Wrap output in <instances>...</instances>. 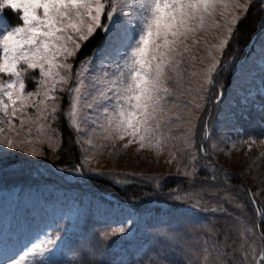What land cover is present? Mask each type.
I'll return each mask as SVG.
<instances>
[{"label":"snow or ice","instance_id":"snow-or-ice-1","mask_svg":"<svg viewBox=\"0 0 264 264\" xmlns=\"http://www.w3.org/2000/svg\"><path fill=\"white\" fill-rule=\"evenodd\" d=\"M256 3L264 5V0ZM252 4L253 0L243 4L239 0H0V176L15 174L18 162L35 163L20 157L14 162L10 150H27L28 156L36 157L44 155L45 144L53 152L63 147L59 130L53 127L61 111L59 91L67 93L64 116L82 157L69 176L87 182L106 175L85 167L91 162L89 154L94 158L104 147L97 148L96 140L110 142L114 151L109 155L119 154L118 142H124V150L136 144L139 150L152 149L159 155L175 141L167 162L177 161V171L192 190L184 197L176 195L166 213L178 227L154 232L149 246L136 255L129 251L136 246L137 221L132 217L102 232L101 244L94 231L73 224L67 215L57 219L54 229L36 231L27 221L0 216V264H68L66 252L76 254L74 264H264V211L251 196L257 219L244 222L220 204L229 200L241 207L226 187L231 175L213 163L220 144L235 147L238 140L264 144V59L259 85L241 76L235 52L232 62L222 59L238 35L239 22L246 18L237 13H247ZM6 10L18 15L21 24L12 25ZM220 28L217 42L206 45L207 55L200 60L207 59V65L185 74L188 62L197 61L192 53L201 43L198 34ZM98 30L103 33L101 44L73 74L70 61ZM29 70H38L34 91L26 90ZM241 121H250V126L244 128ZM201 172L205 177L197 185ZM243 191V186L236 190ZM192 211L227 218L222 225L215 215L192 221L188 219ZM233 233H239V239Z\"/></svg>","mask_w":264,"mask_h":264},{"label":"rangeland","instance_id":"rangeland-1","mask_svg":"<svg viewBox=\"0 0 264 264\" xmlns=\"http://www.w3.org/2000/svg\"><path fill=\"white\" fill-rule=\"evenodd\" d=\"M239 2L243 4L245 0H239ZM261 6L264 10V5ZM8 11L10 12V10H6L5 14ZM237 14L244 15L242 12H238ZM12 15L13 23H10L14 26L21 24L18 15ZM217 19L218 23L223 24V20ZM222 32L223 29L220 28L214 29L211 33L201 32L198 34L201 43L192 53L196 56L197 61L195 64L188 62V66L185 68V74L191 71L202 70L207 65V59H204L203 63L200 62L201 58L207 55L206 45L210 46L215 44L217 42L216 37L221 35ZM262 43H264V30L261 32L260 38L254 43L252 49L250 51L248 50L242 58H237L242 65L240 69L241 76L246 80L254 79L257 85H259V69L262 59H264V57L261 56ZM227 50L228 51L225 50L222 59H228L232 62V57H227L230 53V46ZM70 62L73 63L74 74L79 64L77 66L74 65V60ZM34 78L37 80L39 79L38 70H29L26 78L27 91H34L38 87V84L34 82ZM196 79L197 78H193V83L196 82ZM189 86L188 83L185 84V87ZM56 95L60 98L57 101L61 107V111L58 113L59 120L61 117L65 118L64 111L68 108V96L66 92L59 91H57ZM182 99H185V97H182ZM177 103H179V101H177ZM29 112L31 113L32 110L29 109ZM193 115H198V113L193 110ZM66 122L69 125L67 120ZM16 124L18 126L19 122L16 121ZM53 127L58 129V122L53 124ZM173 131L179 132L182 131V129L178 130L174 128ZM7 134L14 136V133ZM57 138L60 139L59 134ZM86 138L87 137H85V139ZM123 143L124 142H118L116 146V150H119L118 155H109L110 152L114 151L110 142L96 140L95 144L97 148H99L101 144H103L104 147L94 158L89 154L91 162L85 167L94 172L105 173L106 175L103 177H109L110 180L117 185L130 183L136 177L142 180L153 181L154 184L160 183L161 177L183 178L180 172L177 171V161L173 160L172 163L167 162L170 159L169 150L172 149V145L176 143L175 141H170L168 147L159 155L152 149L146 148L139 150L136 144H132L128 149L124 150L122 148ZM47 150L50 149L46 144L41 147L43 153ZM10 151L15 153L13 158L14 162L16 157H20L22 159L35 161V163L26 165L22 161L18 162L16 166L19 170L15 174L0 176L1 180H3V178H9L14 180L12 183L26 185L24 188L16 187V189L13 190L0 189V216H15L22 222L27 221L32 231L39 229H54L57 219L63 214L71 217L72 223L79 225L80 228L86 226L88 230L94 231L96 239L100 240L102 244V232L117 226L128 217H132L137 221V227L133 229L136 233V246L130 248L129 251L133 255H136L142 248H147L149 246L150 237L154 232L178 227L175 219L170 216L164 214L153 216L150 213L141 212L135 213L133 204L121 203L108 195H105V200H101L95 195L92 196L89 192H85L84 189H79V187L83 188L80 180L69 176V172L72 170L56 167L55 170H52L58 172L59 175L52 176L48 171H45V169L51 168L45 165L43 161L44 155L32 157L27 155V150ZM173 154H175V150H173ZM213 160V163L217 167L219 166L225 172L229 173L231 178L238 180L243 188L248 190V192L264 207V187H259L261 182L264 181V144L256 142L248 145L246 143H239V140L235 147H232L230 142L228 144H220ZM37 169L44 174L40 175ZM182 170L183 169H181V171ZM157 177H159V179H156ZM117 181H119V183H117ZM233 187L234 185H231L229 188L233 190ZM237 187L239 186L234 187L235 193H233L232 196L236 202L241 204L239 209L235 208L234 203L229 200H220L219 203L230 209H235L240 213L241 217H244L242 219L240 217V220L249 222V218L243 207L242 197L240 193L236 192ZM188 194H191V192ZM221 195H223V193ZM157 201L158 202H155V204L162 206L163 209L161 210L164 211L167 208L168 202L162 200ZM87 208H89L88 211ZM204 214L206 213L194 211L191 213V215H194V219L189 220H203L208 217L203 216ZM74 255L76 254L73 252H66L64 255L65 261L68 262V264H74L72 260ZM241 255L242 253H238L237 258Z\"/></svg>","mask_w":264,"mask_h":264},{"label":"trees","instance_id":"trees-1","mask_svg":"<svg viewBox=\"0 0 264 264\" xmlns=\"http://www.w3.org/2000/svg\"><path fill=\"white\" fill-rule=\"evenodd\" d=\"M5 16L8 18V20H10L11 23H13V15L11 14V12H6ZM243 16H245L246 18L242 19L239 22L238 35H236L229 44L230 53L227 57H232L233 52H235V61H238L237 58H242L248 50L250 51L252 49L254 43H256V41L260 38L261 32L264 30V10L262 9L261 5H257L255 0L253 1V4L249 6L248 12L244 13ZM102 40L103 33L98 30L97 34L93 38L83 44L81 50L78 52L76 58L74 59V65L77 66L81 60L89 56L92 53L93 49L101 44ZM227 49L226 51H228ZM227 82L230 84L231 79L228 78ZM241 124L244 128H248L250 126V121H241ZM251 126L254 127L255 125L251 124ZM58 130L60 140H62L63 143V147L60 148L58 152L47 150L44 153L43 160L45 162V165L51 168H47V170L52 176L59 175L58 172H55L52 169L55 170L57 167L61 169L72 170L73 167L76 166L79 160L82 158L80 147L74 143L75 135L70 130V127L64 117H61L58 120ZM243 139H247V137H244ZM70 141H72L73 143L70 144ZM204 177L205 174L201 172L200 179H197L195 183L199 185ZM220 179L224 180L223 177H220ZM79 180L83 186V188L79 187V189H84L85 192H89L92 196L95 195L101 200H105V195H108L113 199H117L121 203L133 204L135 213H150L153 216H160L161 214L169 216L166 213L168 212L169 207L173 206L174 204L173 198L176 195L184 197L186 192L189 193L192 191L189 189L190 182L185 181L184 178L178 177H161L160 183L158 184H154L153 181L142 180L137 177L134 178L132 182L126 183L124 185H117L113 183V181H111L109 177H94L93 180H89L87 182H85V180ZM12 182H14L13 179H0V189L13 190L16 189V187L24 188L26 186ZM231 185H234V187L239 186L237 187V189L242 186L238 180H235L233 178H231L230 181H227L226 187L229 188ZM234 187L233 190L231 189L232 195L233 193H235ZM240 196L242 197L243 207L247 217L249 218V222L256 221L258 210L256 209V206L250 202V198L252 196L251 193H249L248 190L244 189L243 192H240ZM157 200L168 202L167 208L164 211L161 210L163 209L162 206L155 204V202H158ZM258 204L260 206L259 211H264V207L262 206V204H260L259 202ZM224 207L229 212L233 213L238 219L241 217L240 213L235 209H230L227 206ZM88 209L89 208H87V211ZM212 215L217 216L221 225L227 218L223 215L212 213H206L203 216ZM242 218L244 217H241V219ZM188 219H194V215H190ZM165 222L168 223L167 221ZM259 230L260 229L257 228L258 232ZM233 236L234 238L238 239V233H233Z\"/></svg>","mask_w":264,"mask_h":264}]
</instances>
